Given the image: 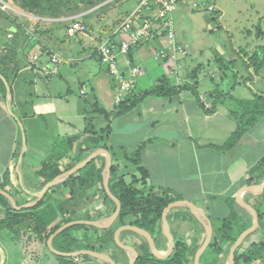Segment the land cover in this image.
Wrapping results in <instances>:
<instances>
[{
  "label": "crops",
  "instance_id": "crops-1",
  "mask_svg": "<svg viewBox=\"0 0 264 264\" xmlns=\"http://www.w3.org/2000/svg\"><path fill=\"white\" fill-rule=\"evenodd\" d=\"M189 1L179 6L177 15L183 11L204 13L192 10ZM216 12L220 14L218 4ZM204 14L213 18V14ZM175 15V39L185 54H178L174 62L155 60L154 53L165 43L155 39L126 56L118 55L117 67L124 79H132L133 68L141 74L132 79L133 87L117 103L121 83L101 63L98 52L112 33L100 38L88 30L71 37L66 34L70 24L62 26L66 19L32 14L26 19L11 14L7 20L0 14V223L9 217L8 212L23 210H15L11 201L15 207L35 202V195L47 184L38 174L43 162L62 156L56 164L60 176L96 153L91 162L51 187L54 190L46 198L59 207L62 216L58 221L67 216L64 212L71 222H100L113 214L116 205L103 185L104 150L110 155L108 188L122 178L128 187L189 202L210 223L212 237L234 215L238 232L250 228L253 218L236 200L241 191L253 188V193H243L240 200L258 210L262 219L245 246L264 243V212L260 210L264 208V190L258 189L264 182V117L234 146H226L237 129L230 115L234 107L230 97L264 98V51H255L264 49V36L250 35V44L232 48L246 66V82L237 81L228 95L230 76L226 74L222 81L221 76L232 68L231 62H225L223 51L218 47L213 51L212 46L211 59L196 63L194 57L203 56L205 46L197 39L191 41L185 19L180 17L183 14ZM217 29L229 33L221 25ZM258 52L263 65L255 73L248 60ZM53 54L62 62L53 64ZM151 89L157 93L121 113L137 95ZM213 107L214 111L207 113ZM111 168L116 172L111 173ZM70 176L75 180L61 185ZM193 216L188 208L176 207L167 212L166 220L173 238L199 250L206 233ZM24 237L0 224V264L48 262V258L45 263L34 256L33 236Z\"/></svg>",
  "mask_w": 264,
  "mask_h": 264
},
{
  "label": "trees",
  "instance_id": "trees-1",
  "mask_svg": "<svg viewBox=\"0 0 264 264\" xmlns=\"http://www.w3.org/2000/svg\"><path fill=\"white\" fill-rule=\"evenodd\" d=\"M14 5L19 7L21 10L32 13L33 15H40L46 12L53 18H60L62 14L69 13V9L66 6V3L61 4L64 0H13ZM89 3H91L89 1ZM59 5V6H58ZM60 7L64 9L60 10ZM67 13V14H68ZM220 16L218 12L213 14V20H217ZM111 29L108 33L110 34ZM113 32V31H112ZM258 35H261V32H258ZM259 51H264L263 48H259ZM249 62L255 73L261 69L263 65L262 59L259 58L258 53L253 54L249 57ZM220 69L224 71L225 67L220 62ZM235 76H230L229 78H234ZM226 79V73L223 72L221 76V81ZM237 85V80H233L229 89L228 95H231V91ZM183 89V88H182ZM156 89H151L149 91L143 92L140 95H137L135 99L131 101L128 107L123 108L121 113L132 109L139 101L144 97H147L152 94H156ZM196 95V92H194ZM230 100L233 101L234 107L230 111L231 117L237 122V129L232 134L228 140L226 146L232 147L235 143L253 126L257 123L262 117H264V98L260 95H254L252 100H238L234 99L232 96ZM214 107L211 111L207 113H212ZM120 114V112H118ZM64 157V156H63ZM62 159V156L55 157L49 161L43 162L39 169V175L42 176L45 180V184L52 181L56 178L60 171L56 167L57 162ZM116 172L111 168V173ZM73 180V176L67 178L61 185L70 184ZM137 181V180H136ZM112 194L119 200L121 204V210L114 222L118 223V226H134L137 227L146 233L153 239L154 244L158 250L165 249L167 245V240L162 235L161 229V218L164 209L171 203L178 201L177 197H171L164 194L152 193L151 191H141L136 187H128L124 184L122 178H118L116 181L111 183L109 187ZM52 189L46 193L44 198L35 206L29 209H23L19 212L11 211L8 212L9 217L0 224H3V227H7L13 234L17 237L27 236L29 233L37 238L40 242L46 244L50 235H52L61 225L69 223L72 221V218L64 219L62 218L57 222L61 212L59 207L55 202L48 201L47 195L51 192ZM107 199L108 197L105 196ZM264 198V196H263ZM109 200V199H108ZM109 202L115 207L114 203L109 200ZM255 213L258 217V221L262 219V215L258 213V210L255 209ZM115 223V225H117ZM238 218L236 215L226 219L219 232H217L211 239L206 251L200 257V263L210 258L214 259V264H225L228 257L229 249L235 243L239 235L243 232H238ZM2 226V225H1ZM78 230H83L85 234V242L88 245L85 247L86 250H93L94 248L90 245V239L86 238V234L89 231H99L98 228L93 226L85 225H76L70 227L57 235L52 244L55 247V250L62 253H72L69 248L72 243L79 242L78 238L74 236ZM72 234L71 236H68ZM128 234L129 238H139L133 232H122L121 236ZM83 237V235H82ZM80 236V238H82ZM61 240V244H57L58 239ZM173 238V237H172ZM247 239L241 244L240 247L235 251L232 264H264V243H252L246 245ZM142 243L139 245H133L132 247L137 254V259L134 264H193L194 255L197 249L191 250L187 244L180 239L173 238L174 249L170 256L167 259L159 260L156 259L149 250V247L144 239H141ZM111 246L117 250L118 253H124V251L118 248L112 239L110 242ZM138 246V247H137ZM74 251V250H73ZM108 256L113 260L115 264H118V257L115 253H108ZM61 264H73L71 261L72 258L67 257H58L55 256ZM69 261V262H66ZM106 264V263H102Z\"/></svg>",
  "mask_w": 264,
  "mask_h": 264
},
{
  "label": "rangeland",
  "instance_id": "rangeland-1",
  "mask_svg": "<svg viewBox=\"0 0 264 264\" xmlns=\"http://www.w3.org/2000/svg\"><path fill=\"white\" fill-rule=\"evenodd\" d=\"M89 1L91 3H89ZM64 3H66L67 8L69 9V13L67 12L68 14L66 13V14H62L63 16H59L61 19H66L67 21L65 24L62 25L64 28H66L70 24L69 22L71 20L81 18L82 21L87 25L89 33L93 34L94 32L95 34L100 36V38L104 36L105 33H108L111 29H113L112 31H114L117 28V26L121 24V22L130 14V10L135 8L136 6L135 0H64L61 4ZM217 4L220 8V14H221V16L217 19V21L215 20L213 21L211 16L205 15L204 13L200 14V13H194V12L192 13L191 11H187V14H185V11L181 12L183 15L180 17L182 18V20L185 19L188 33L191 34L192 36L191 41L197 39L202 42L203 47L205 46V54L203 56H199L195 58L193 55V57L194 59H196L195 60L196 63H202L207 59H211L212 56L210 55H213L212 46H214L213 51L214 49H216L215 47H218L220 50L223 51V56H224L223 60L225 62H231L232 68L225 70V72L227 71L226 72L227 76H235L234 78H230L231 83L235 79L237 81L240 80V82L244 84L246 82L245 81L246 72L244 70L245 68L243 67L245 66V64L244 63L242 64L243 62L242 58L239 57L238 53L234 52L232 48L240 49L241 47L242 48L245 47V43L250 44V41L248 40V37L250 35L257 36L258 32H261V35L264 36V0H218ZM62 9L64 8L60 7V10ZM181 13H179L178 15L176 13V15L179 16L181 15ZM0 14H2L3 17H5V19L7 20L10 18L9 15L11 14L18 17H25L26 19H31L32 17L31 16L32 13H27L21 10L19 7L15 6L13 0H0ZM41 15L45 17L53 18L46 12L42 13ZM68 18L70 20H67ZM217 25H221L223 29L228 30L229 33L225 32L224 30L217 29ZM62 26H60V30L63 29ZM112 31L111 33H113ZM259 48L260 47H257L255 51ZM259 52H258L259 58L262 59V57H260ZM242 53L244 54L245 52L243 51ZM246 65L249 66L247 63ZM262 74L264 77V73ZM255 87L257 90H260L259 85L255 84ZM144 193H146V191H144ZM62 209L63 211H65L64 208ZM260 210L264 212V208H261ZM64 213L67 216H63V217L64 218L66 217V219L67 217L69 218L68 216L69 214L67 212ZM111 216L112 213L110 212L109 216H106V218L98 221L105 223L107 219H109ZM198 216L201 220L206 222V218L204 216H202L201 214H198ZM192 219L194 220V216L192 217ZM179 220H182V222H184V219L182 218ZM196 220L198 221V219ZM116 222H114L110 227L106 229H98L99 231L87 232L86 238H89L91 240L90 245H92V247L94 248V251L92 250L93 252L104 254L107 256L108 253L113 252L117 255L119 259L118 264H129L130 255L125 251H124L125 255L123 253H118L117 250H115L110 244L116 230L122 227V226H118L119 224ZM115 223L117 225H115ZM161 229H162V225H161ZM83 233H84L83 230H78L76 233L75 232L73 233L74 236L78 238L79 242L75 241L70 245L69 248L72 250L71 251L72 253L86 250L85 247L88 245V243L85 242L84 240L85 234ZM71 235L72 234H69L68 236ZM136 235L139 236V238L133 237L131 239L128 237V234H124L122 236L120 235L119 238L123 244L133 249L132 244L139 245L142 243L141 239H144L142 236L138 234ZM162 235L163 237H165L163 231H162ZM80 236L82 238H80ZM25 238L28 239L29 241L28 237H24V239ZM61 240H62L61 238L58 239L56 245L61 244ZM184 242L187 244L186 241ZM32 245H34V247H32V251L36 258L45 261V263L47 262L46 258H48V262L46 264H61V262L55 257V255L49 251V249L47 248L44 242H40L37 238L35 239V237H33ZM51 245L55 249L54 245L53 244ZM167 248H168V244L166 245L165 249L163 248L157 250L161 253H165ZM71 261L73 262V264L105 263L99 258L91 257L88 255L73 257ZM214 263L215 262L213 258H210L209 260H205L202 263H200L199 260V264H214Z\"/></svg>",
  "mask_w": 264,
  "mask_h": 264
},
{
  "label": "built area",
  "instance_id": "built-area-1",
  "mask_svg": "<svg viewBox=\"0 0 264 264\" xmlns=\"http://www.w3.org/2000/svg\"><path fill=\"white\" fill-rule=\"evenodd\" d=\"M136 6L130 14L117 26L109 37L98 48L101 63L120 81V88L116 102H121L122 94L133 87V78L141 74V70L133 68L131 80L124 79L117 67V56H126L130 50L140 44H146L155 39L164 40V46L154 53L155 60L174 62L178 54H185V48L175 39L173 17L179 6L187 0H135ZM218 0H190V7L194 11L213 14L217 10ZM87 25L81 19L70 21L66 34L75 36L86 33ZM124 36L128 39L124 40ZM37 57H34V61ZM53 64L62 62L55 54L50 58Z\"/></svg>",
  "mask_w": 264,
  "mask_h": 264
},
{
  "label": "water",
  "instance_id": "water-1",
  "mask_svg": "<svg viewBox=\"0 0 264 264\" xmlns=\"http://www.w3.org/2000/svg\"><path fill=\"white\" fill-rule=\"evenodd\" d=\"M102 152L105 153L106 156H107V165H106V168L104 170L103 185H104V189H105V192H106L107 196L115 203L116 210L112 214V216L109 219H107V221L105 223H103V222H94V221L93 222H90V221H75V222L67 223V224L61 226L59 229H57L52 235H50V237L47 240V247H48L49 251L52 254H54L55 256L73 258V257H77V256L88 255V256H91V257L99 258L100 260H102L103 262H105L107 264H115L113 262V260L109 256L104 255V254H99V253H96V252H93V251H89V250L80 251V252H73V253H61V252L56 251L51 245L53 239L57 235H59L60 233H62L63 231H65L66 229H68L70 227H73V226H76V225H85V226H93V227L98 228V229H106V228L110 227L114 223L116 218L118 217V215L120 213V210H121V204H120L119 200L117 198H115L111 194V192H110V190H109V188L107 186V180H108V177H109V174H110V155L107 152H105L104 150ZM96 155H97V153L93 154L87 160H85V162L81 166L75 167L72 170H70V171H68V172L56 177L51 182L47 183L43 187V189L37 195H35V198H36L35 202L27 204V205L22 206V207H15V205L11 201L12 206L17 211L21 210L22 208L25 209V208L34 207L35 205H37L43 199V197L45 196V194L47 193V191L51 187L55 186L61 179L66 178L67 176H69V175L73 174L74 172L78 171L84 165H86L89 162H91L96 157ZM258 189L261 192H263V190H264V182ZM253 191H254L253 188L244 189L243 191L240 192V194L238 195V198L236 200L237 204L240 207H242L243 209L247 210V212H249L251 214V216L253 218V222H252V225L250 226V228H248L246 231H244L237 238L235 243L230 248L226 264H232L233 263V257H234V254H235V251L237 250V248L240 246L242 241L245 238H247L249 235H251L253 232H255L257 230L258 226H259L258 217H257L255 211L251 207H249L248 205L244 204L240 200V197H241V195L243 193H246V192L253 193ZM176 207H186V208H188L189 211L198 219V221L201 223V225L205 229V233H206L205 240H204L201 248L199 250H197V252H196V254L194 256V263L193 264H199L200 255L206 250V248L208 247V245H209V243L211 241V238H212V227H211L210 223L207 220H206V222H204L203 220H201L199 218L198 214H200V210L195 208V206H193L192 204H190L189 202H186V201L173 202V203L169 204L164 209V211L162 213V218H161L162 231L164 233V236H165V238L167 240V244H168V248H167L165 253L159 252L157 250L155 244H154L153 239L149 236V234L146 233L145 231L137 228V227H134V226H122V227H120V228H118L116 230V232L114 233L113 240H114V242H115V244H116V246L118 248L122 249L123 251L127 252L130 255L129 256L130 257L129 258L130 259L129 260L130 261L129 264H134L135 263V261L137 259V254L134 251V249H132L129 246H126L125 244H123L120 241L119 235L122 232H133V233H136V234L142 236L144 238V240L146 241L148 247H149L150 253L156 259L164 260V259H167L170 256V254L172 253V251L174 249V242H173V238H172V235H171V232H170L167 220H166V214H167V212L169 210H171L173 208H176Z\"/></svg>",
  "mask_w": 264,
  "mask_h": 264
}]
</instances>
